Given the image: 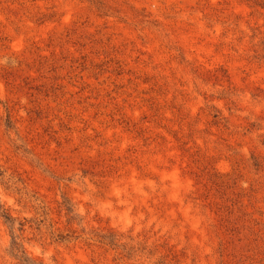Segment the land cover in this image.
I'll return each instance as SVG.
<instances>
[{
  "label": "rangeland",
  "instance_id": "rangeland-1",
  "mask_svg": "<svg viewBox=\"0 0 264 264\" xmlns=\"http://www.w3.org/2000/svg\"><path fill=\"white\" fill-rule=\"evenodd\" d=\"M0 264H264V0H0Z\"/></svg>",
  "mask_w": 264,
  "mask_h": 264
},
{
  "label": "trees",
  "instance_id": "trees-1",
  "mask_svg": "<svg viewBox=\"0 0 264 264\" xmlns=\"http://www.w3.org/2000/svg\"><path fill=\"white\" fill-rule=\"evenodd\" d=\"M66 213H69V212H71V210L69 209V208H66ZM13 243H15V242H13ZM17 250V252H19V250L18 249H16Z\"/></svg>",
  "mask_w": 264,
  "mask_h": 264
}]
</instances>
